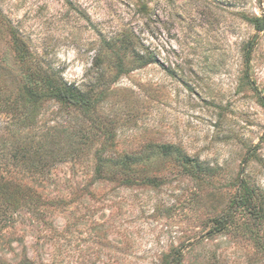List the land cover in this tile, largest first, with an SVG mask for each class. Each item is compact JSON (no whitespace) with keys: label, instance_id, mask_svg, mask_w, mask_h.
Instances as JSON below:
<instances>
[{"label":"rangeland","instance_id":"rangeland-1","mask_svg":"<svg viewBox=\"0 0 264 264\" xmlns=\"http://www.w3.org/2000/svg\"><path fill=\"white\" fill-rule=\"evenodd\" d=\"M0 9L33 55L13 63L0 36L9 88L39 63L96 100L87 115L43 103L21 131L0 111V177L19 189L0 223V264H264L254 216L236 212L228 229H212L242 182L264 207V30L247 21L264 16V0H0ZM160 145L211 175L190 177ZM21 146L24 163L47 160L44 170L11 163ZM101 149L145 159L130 176L115 168L98 179Z\"/></svg>","mask_w":264,"mask_h":264},{"label":"trees","instance_id":"trees-1","mask_svg":"<svg viewBox=\"0 0 264 264\" xmlns=\"http://www.w3.org/2000/svg\"><path fill=\"white\" fill-rule=\"evenodd\" d=\"M248 23L256 31L264 30V16H253L247 19ZM0 36L7 39V43L12 49L13 57L12 61L20 66H25L26 63H32L33 55L29 51V47L9 19L4 15L0 9ZM123 44V43H122ZM121 48L129 50L132 52L133 47L129 46V42H124ZM120 47L118 48V50ZM136 60L141 64H147L150 62V57L142 56L136 57ZM37 62V61H35ZM5 57H0V111L8 114L12 119V124L19 126L18 131L22 129H31L35 127V116L37 111L40 109L43 103L54 102L62 108H73L80 111L82 114L87 115L96 100L90 96L87 91H80L77 87L72 84H68L63 81L59 75L53 71L42 69L39 63H36V69L30 70L27 68L24 76L15 83V87L9 88L5 81L1 79L3 73L6 74L8 70V65H4ZM38 64V65H37ZM120 67V64H118ZM13 97V98H12ZM54 140V139H53ZM109 142L108 137L106 143ZM157 153L162 157H174L178 162H180L183 167L184 173L188 174L190 177H200L204 175H211L212 170L204 168L201 163L197 160L186 156L177 147L173 145H160L157 146ZM105 149L97 151L95 154L96 164L94 168V175L98 179H103L108 176L110 172L116 170H122L125 175H131V163L142 162L145 157L142 155L134 156H122V157H110L102 155ZM29 151L25 146L21 148L14 149L11 152L9 160L14 166H21L25 170L35 172V170H44L47 166V160L44 162L37 161L36 165L26 160ZM27 154V155H25ZM36 156L42 157L40 152L34 151L32 156L35 160ZM45 157V156H44ZM36 161V160H35ZM115 170V171H116ZM130 174V175H129ZM134 179H125L127 184H131ZM147 181L146 177H142L140 181ZM0 177V223L5 222L3 218L6 211L11 208H16L18 199L17 191L18 187L14 186L10 181L2 182ZM149 181V180H148ZM124 182V183H125ZM257 201V202H256ZM239 212L241 217L254 216L258 221V226L260 224L264 225V207L261 203H258L257 196L253 189H250L245 182H242L239 187V193L234 197L230 203V207L226 214L215 218L213 220L212 229L216 232L226 230L231 225L234 214ZM247 230V224L244 222L242 228ZM250 229L251 232V228ZM14 264H33L32 262L25 260L23 262Z\"/></svg>","mask_w":264,"mask_h":264}]
</instances>
